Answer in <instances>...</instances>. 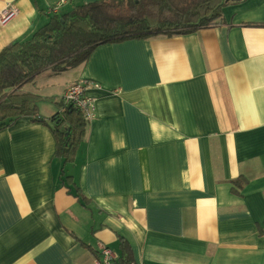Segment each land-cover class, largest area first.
Returning a JSON list of instances; mask_svg holds the SVG:
<instances>
[{"label": "crops", "instance_id": "obj_1", "mask_svg": "<svg viewBox=\"0 0 264 264\" xmlns=\"http://www.w3.org/2000/svg\"><path fill=\"white\" fill-rule=\"evenodd\" d=\"M60 1L0 0L16 10L0 51L103 0L50 13ZM81 80L95 117L60 156L50 118ZM19 91L55 104L0 129V264H94L99 245L119 264L124 242L130 264H264V0L191 33L100 44Z\"/></svg>", "mask_w": 264, "mask_h": 264}, {"label": "trees", "instance_id": "obj_2", "mask_svg": "<svg viewBox=\"0 0 264 264\" xmlns=\"http://www.w3.org/2000/svg\"><path fill=\"white\" fill-rule=\"evenodd\" d=\"M243 0H103L51 16L28 37L10 42L0 51V129L25 115L36 116L40 96L20 88L49 70L65 71L86 61L95 47L108 42L157 34H187L216 23L222 7ZM50 118L60 156L73 154L86 121L81 113L58 102ZM236 185V181H235ZM241 187V185H239ZM119 264H130L126 242Z\"/></svg>", "mask_w": 264, "mask_h": 264}, {"label": "built area", "instance_id": "obj_3", "mask_svg": "<svg viewBox=\"0 0 264 264\" xmlns=\"http://www.w3.org/2000/svg\"><path fill=\"white\" fill-rule=\"evenodd\" d=\"M65 4L64 0H61L50 13H58L59 8ZM16 15V10L11 6L5 8L0 13V24L5 25ZM90 82L81 80L72 86L68 87L64 92L61 102L64 106H70L78 110L85 121H91L95 117L94 101L86 95V91L89 88ZM97 87V84H94ZM98 257L95 259L94 264H115L116 256L113 251L104 245L98 247Z\"/></svg>", "mask_w": 264, "mask_h": 264}, {"label": "rangeland", "instance_id": "obj_4", "mask_svg": "<svg viewBox=\"0 0 264 264\" xmlns=\"http://www.w3.org/2000/svg\"><path fill=\"white\" fill-rule=\"evenodd\" d=\"M42 100H39L38 102H36V105L37 106H40V104H43V106H46V109L47 108H49V106H54V104H55V101H50V100H44V101H42ZM50 102H52V103H54V104H52V103H50ZM42 106V105H41Z\"/></svg>", "mask_w": 264, "mask_h": 264}]
</instances>
